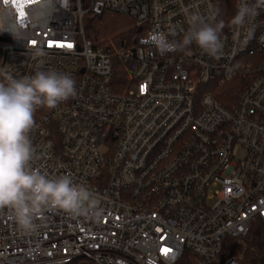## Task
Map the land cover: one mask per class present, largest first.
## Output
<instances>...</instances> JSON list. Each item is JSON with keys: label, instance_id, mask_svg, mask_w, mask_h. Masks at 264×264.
<instances>
[{"label": "built area", "instance_id": "2783aa9c", "mask_svg": "<svg viewBox=\"0 0 264 264\" xmlns=\"http://www.w3.org/2000/svg\"><path fill=\"white\" fill-rule=\"evenodd\" d=\"M238 3L69 0L65 9L56 0L42 25L17 32L8 21L0 24V79L34 75L36 45L46 52L45 69L75 79L76 97L35 114L34 166L71 175L102 210L97 220L53 209L32 235H22L7 209L0 211V264H181L187 253L192 264H241L220 256L227 238L264 224V7L243 28L225 24L219 59L195 44L161 56L141 43L153 30L175 28L169 39H180L186 8L202 14L218 8L223 20V10L232 18ZM17 11L23 20L25 11ZM105 12L132 19L143 35L116 54L95 47L85 17ZM115 59L129 73L118 92ZM235 77L243 82L230 107L201 92Z\"/></svg>", "mask_w": 264, "mask_h": 264}, {"label": "clouds", "instance_id": "9594fccd", "mask_svg": "<svg viewBox=\"0 0 264 264\" xmlns=\"http://www.w3.org/2000/svg\"><path fill=\"white\" fill-rule=\"evenodd\" d=\"M60 4L67 9L69 0H60ZM55 7L56 0H9L7 5L0 0V24L5 27L8 21L17 32L25 29L26 24L42 25ZM261 7L264 0H256L255 4L239 0L231 26L243 28L246 18L258 15L257 9ZM17 9L25 11L23 20ZM184 14L188 27L180 39H169V35L176 36L175 28L168 33L153 30L141 43L150 45L161 56L183 53L195 44L209 57L219 59L226 26L224 20L217 19L219 9L210 7L207 14H202L186 8ZM30 51L38 65L34 75L20 79L8 75L0 79V211L7 209L22 235L36 233L43 227L45 213L53 209L73 218L98 220L102 215L86 185L75 183L69 174L50 176L34 166L39 158L32 139L38 126L36 112L58 108L76 97L77 89L70 74L43 67L46 52L42 47L36 45Z\"/></svg>", "mask_w": 264, "mask_h": 264}, {"label": "trees", "instance_id": "16d2710c", "mask_svg": "<svg viewBox=\"0 0 264 264\" xmlns=\"http://www.w3.org/2000/svg\"><path fill=\"white\" fill-rule=\"evenodd\" d=\"M231 11L223 10V20L229 24ZM84 29L86 38L95 47H100L106 51L116 54L124 43L129 46V41L135 42L136 38L143 35V32L136 26L132 19L118 16L114 13L105 12L101 16L87 15L85 17ZM113 42L114 44H112ZM115 45V46H113ZM133 45V44H132ZM115 73L113 77V87L115 91H120L118 85H125L129 73L126 67L117 59L114 62ZM241 77H235L234 81L213 92L214 97L225 107H230V103H235L239 99V86L242 84ZM229 257H236L241 264H264V224L256 221L245 236L237 239L227 238L223 243L221 260ZM193 257L187 253L181 264H192ZM70 264H91L86 260H76Z\"/></svg>", "mask_w": 264, "mask_h": 264}, {"label": "rangeland", "instance_id": "374dc122", "mask_svg": "<svg viewBox=\"0 0 264 264\" xmlns=\"http://www.w3.org/2000/svg\"><path fill=\"white\" fill-rule=\"evenodd\" d=\"M117 15V14H116ZM118 16H121V15H118ZM121 17H124V16H121ZM127 19V17H125ZM129 19V18H128ZM133 21V20H132ZM112 44H114L113 42H111ZM133 44V40L131 42V40L129 41V46L128 47H131ZM115 46V45H113ZM216 89L214 88V86L210 85V86H206V87H203L201 88V92L202 94H206V93H212V92H215Z\"/></svg>", "mask_w": 264, "mask_h": 264}, {"label": "snow or ice", "instance_id": "6c2138e0", "mask_svg": "<svg viewBox=\"0 0 264 264\" xmlns=\"http://www.w3.org/2000/svg\"><path fill=\"white\" fill-rule=\"evenodd\" d=\"M49 47H51L52 46V42L51 41H49V45H48ZM60 46H63V45H60ZM68 47H71V45H68ZM144 90V88L142 87V91ZM165 253H169V252H171V249L170 248H167V249H164L163 250Z\"/></svg>", "mask_w": 264, "mask_h": 264}]
</instances>
